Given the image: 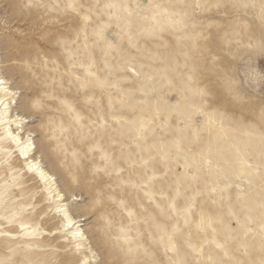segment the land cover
<instances>
[{"label":"rangeland","instance_id":"rangeland-1","mask_svg":"<svg viewBox=\"0 0 264 264\" xmlns=\"http://www.w3.org/2000/svg\"><path fill=\"white\" fill-rule=\"evenodd\" d=\"M0 264H264V0H0Z\"/></svg>","mask_w":264,"mask_h":264},{"label":"bare ground","instance_id":"bare-ground-1","mask_svg":"<svg viewBox=\"0 0 264 264\" xmlns=\"http://www.w3.org/2000/svg\"><path fill=\"white\" fill-rule=\"evenodd\" d=\"M2 90L4 91V90H6V88L3 87ZM8 122H10V121H8ZM32 149H33V144L32 143L27 144L26 147H25V153L29 154ZM37 165H38V163H34V165L32 167L35 168V169H39L40 170L39 175H41V178L44 179L43 182H47L48 181L46 186H50V188L53 189V185H55L56 183L53 181L52 177L49 176L46 173V170L44 169V167H40L39 168V167H37ZM48 176H49V178L47 179ZM54 190H56V189H54ZM55 197H62V195L60 194V192H57V195ZM69 223H71L70 219H69Z\"/></svg>","mask_w":264,"mask_h":264}]
</instances>
